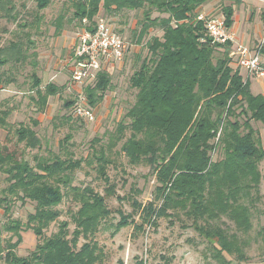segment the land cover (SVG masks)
Masks as SVG:
<instances>
[{
	"label": "trees",
	"instance_id": "obj_1",
	"mask_svg": "<svg viewBox=\"0 0 264 264\" xmlns=\"http://www.w3.org/2000/svg\"><path fill=\"white\" fill-rule=\"evenodd\" d=\"M211 1L214 0H78L74 3V16L80 28L86 19L91 24L87 29L92 31L100 8L109 13L112 8L142 10L136 43L140 44L154 28L160 29L161 35L145 42L148 56L129 79L130 88L136 90L135 101L99 149L93 148L85 158L74 160L67 149L72 139L68 133L59 141L58 154L35 155V163L30 165L0 146V173L8 183L1 191L0 206L4 214L8 215L16 200L34 204L33 213L27 215L25 223L8 219L3 230L14 235L16 247L22 231H32L36 239L30 255L19 257L9 251L3 257L4 264L105 262L107 255L95 236L112 214L105 199L115 194L113 186L108 185L107 175L108 167L116 164L113 156L116 160L124 158L132 167H148L156 186L152 199L144 205L131 199L132 213L116 210L119 220L112 235L128 226H132L131 238L146 228L156 232L160 219H168L172 226L182 215L190 224H182L181 228H192L206 242L216 264L249 261L245 249L252 220L260 213L263 200L259 164L264 159L260 133L252 123L264 125V96L252 94L248 77H243L241 69L229 58L230 42L212 43L204 25L196 20L202 6ZM4 6L0 1V10H7ZM152 12L165 17L152 18ZM221 15L229 28L233 8H223ZM55 33H61L60 25ZM24 59L21 44L0 50V68ZM2 78L0 73V81ZM89 85L82 86V93L93 108L103 100L110 78L100 72L96 84ZM31 91L35 111L43 113L48 98L60 96L63 86L54 83L42 86L41 79L32 75ZM75 101L76 97L63 107L73 108ZM9 114L8 110L0 109V130L8 128ZM31 125L22 123L15 129L16 141L29 150L40 149L34 131L38 122L32 120ZM92 142L93 147L100 140L94 138ZM85 165L108 185L103 195L90 186L72 185L74 172ZM131 191L140 194L136 188ZM65 198L76 206V211L70 213L74 229L70 233L69 222L60 221L57 231L45 238L44 230L61 216L58 206ZM258 235L264 236V226ZM118 264L123 262L119 260ZM134 264L144 263L135 260Z\"/></svg>",
	"mask_w": 264,
	"mask_h": 264
},
{
	"label": "rangeland",
	"instance_id": "obj_2",
	"mask_svg": "<svg viewBox=\"0 0 264 264\" xmlns=\"http://www.w3.org/2000/svg\"><path fill=\"white\" fill-rule=\"evenodd\" d=\"M0 1L5 4L4 8H7L0 10V50L21 44L25 55L22 62H8L0 68V73L3 74L0 81V109L10 112L7 122L9 126L11 125L5 130H0V146L7 152L14 153L18 160H26L30 165H34L35 155L50 157L58 154L59 141L70 133L72 139L67 146L68 152L74 160L85 158L93 148L99 149L101 144L106 143L108 133L114 130L117 122L133 105L136 90L130 88L129 79L140 62L148 56L145 42L152 36H160V29H151L138 44L136 40L141 29L139 23L143 20L142 10L116 11L112 8L109 13L100 8L95 19L99 18L107 22L130 44V48L121 64L108 66L103 72L110 78L109 89L104 93L103 100L91 108L95 115L94 120L86 122L74 117L71 106L68 109L63 107L66 102L75 98L74 95L80 89L70 82L69 62L77 35L82 29L79 27L78 18L74 16V3L78 0ZM39 5L43 7L40 8ZM230 5L236 4L220 0L211 6L210 10L204 12L218 15L223 13V8ZM256 9L254 2L247 0L241 7L235 9V13L239 14L241 21H246L247 17L258 21L263 14H259ZM151 17H165V15L152 12ZM57 25L61 26V33L58 35L55 33ZM255 49L256 47L252 50ZM240 71L243 77H246V72L243 69ZM32 75L41 79L42 86L47 83L63 86L60 96L48 98L43 113L36 112L31 101L34 97L31 91ZM97 75L87 84L94 86ZM32 120L38 122L34 131L40 140V149L29 150L23 143L16 141L14 131L22 123L31 125ZM252 125L259 130L264 151V125L257 122H253ZM94 138L99 139L100 142L94 143L92 147ZM113 158L116 164L108 167L107 175L108 185L113 186L115 194L105 199V204L112 214L102 223L100 231L95 236L99 246L107 255L102 264H118L119 260L123 264H134L135 260H141L144 264H216L210 256L206 242L192 228H181L182 224H190V221L182 215L172 226L169 225L168 219H160L156 232L146 228L143 233L131 238L132 226H128L112 235L113 226L119 220L116 210L121 209L125 214L132 213L131 199H136L144 205L152 199L156 186L155 178L150 174L148 167H132L124 158L119 160L114 156ZM259 170L260 194L263 200L259 205L260 213L252 220V229L247 237L245 253L249 261L241 264H264V236L258 235L259 230L264 226V159L259 164ZM7 185L5 175L0 173V199L3 197L1 191ZM72 185L82 188L90 186L101 195L108 186L97 179L95 171L86 165L74 172ZM133 188L140 191V194H133L131 191ZM117 197L124 200L119 201ZM33 207L34 204L29 201L21 204L16 200L6 215L3 206H0V264H4L3 257L9 251L19 257L28 256L33 251L36 239L32 231H22L20 242L16 247L13 245V242H17L14 235L3 230V225L8 219L25 223L27 215L33 213ZM58 209L61 211V216L44 230L45 238L57 231L60 221L69 222L70 233L74 229L70 213L76 211V206L65 198ZM81 243L80 240L79 245ZM226 258L231 259L228 256Z\"/></svg>",
	"mask_w": 264,
	"mask_h": 264
},
{
	"label": "built area",
	"instance_id": "obj_3",
	"mask_svg": "<svg viewBox=\"0 0 264 264\" xmlns=\"http://www.w3.org/2000/svg\"><path fill=\"white\" fill-rule=\"evenodd\" d=\"M196 20L200 21L205 28L207 38L214 44L233 42V35L225 25L223 15L199 13ZM83 28L77 35L76 43L71 52L70 82L79 86V92L75 95L76 101L73 106L74 117L86 122L94 120V112L88 106L86 97L82 93V86L92 81L96 74L104 72L108 66L121 64L130 44L116 32L103 19H94L92 31L86 19H83ZM261 45L254 51L246 47L238 46L229 52L237 67L246 72V76H264V68L261 64Z\"/></svg>",
	"mask_w": 264,
	"mask_h": 264
},
{
	"label": "crops",
	"instance_id": "obj_4",
	"mask_svg": "<svg viewBox=\"0 0 264 264\" xmlns=\"http://www.w3.org/2000/svg\"><path fill=\"white\" fill-rule=\"evenodd\" d=\"M220 0H214L208 2L207 4L203 5L200 9V12L205 13L204 11L210 10L211 6H213L216 2ZM230 3L236 4L231 6L233 8V16H232V25L228 28V31L233 35V42L230 43V50L236 49L238 46L246 47L250 51L254 47H258L262 43L263 53L261 54V64L262 67L264 66V0H249L254 2V6L257 8L256 10L259 14H263L260 16L258 21L256 19L253 21L250 17H247L246 21H241L239 14L235 13V9L237 7H241L244 2L247 0H227ZM210 14V13H206ZM220 15V14H219ZM256 50V49H255ZM107 70V69H106ZM241 73V71H240ZM242 75V73H241ZM247 77V76H246ZM248 82L250 85V90L254 95H262L264 96V76H248Z\"/></svg>",
	"mask_w": 264,
	"mask_h": 264
}]
</instances>
